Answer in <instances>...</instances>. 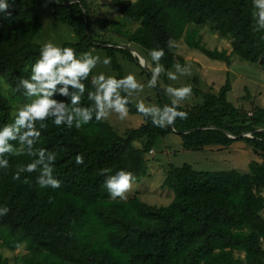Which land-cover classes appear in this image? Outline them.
<instances>
[{
    "label": "trees",
    "instance_id": "obj_1",
    "mask_svg": "<svg viewBox=\"0 0 264 264\" xmlns=\"http://www.w3.org/2000/svg\"><path fill=\"white\" fill-rule=\"evenodd\" d=\"M92 2L8 0L11 17L0 12V128L13 122L12 103L1 83L10 86L11 90L6 89L10 96L25 97L22 90L15 89L21 78L30 77L31 67L39 58L43 44L37 43L35 36L42 26L43 5H50L77 36V42L58 47H72L79 54L94 45L103 46L118 70L113 52L120 49L139 64L128 47L111 45L98 36L95 30L109 23L100 19L101 15L94 17ZM110 2L123 18L138 22L126 35V45L143 53L163 48L165 56L160 63L166 70L180 58L174 53L175 47L168 48L167 41L185 35L189 46L209 58L225 61L227 66L231 53H235L264 67V40L260 39L264 33L252 30V0ZM190 23L209 25L229 38L231 52L206 47L200 42L198 28L187 26ZM121 77L120 73L117 78ZM83 83L92 90L91 76ZM230 89L228 78L216 92L193 87L202 101L181 105L179 110L186 111L188 118L177 119L174 127L164 129L145 118L124 135L108 120L97 122L93 118L80 129L56 127L47 121L48 128L42 130L35 148L57 153L53 175L61 186L55 190L39 188L35 184L38 172L23 173L20 180H13L17 166L34 158L5 157L10 168L0 169V207L7 206L10 211L0 217L3 245L13 250L24 243L27 252L22 256L23 264H264V130L256 131L264 127V107L252 106L249 115L244 107L228 100ZM53 98L66 100L59 95ZM170 103L159 94V106ZM82 104H89L87 91ZM129 112H137L132 104ZM172 132L181 137L185 150L228 147L242 140L258 159L248 163L247 172L169 164L163 185L173 189L174 197L167 205L155 206L137 195L126 200L109 198L100 170L114 173L124 169L139 179L147 170L145 153ZM247 132L251 134H243ZM11 143L18 146L16 141ZM78 154L83 156V164L75 163ZM0 264H8L1 252Z\"/></svg>",
    "mask_w": 264,
    "mask_h": 264
},
{
    "label": "clouds",
    "instance_id": "obj_2",
    "mask_svg": "<svg viewBox=\"0 0 264 264\" xmlns=\"http://www.w3.org/2000/svg\"><path fill=\"white\" fill-rule=\"evenodd\" d=\"M0 12L11 17L8 0H0ZM252 19L253 32L264 33V0H252ZM260 39L264 40V35H261ZM167 46L172 49L176 45L169 39ZM148 55L151 63L141 61V65L150 72V78L145 84L137 80L132 73L121 78L103 72L92 75L98 64L110 66L111 57L105 56L102 59L90 51L77 54L72 47H58L51 41L45 42L40 48L39 58L31 67L30 77L21 78L16 85L15 90L18 92L22 90L29 102L16 110L12 123L0 128V169L10 168L6 156L27 155L34 159L26 165H18L12 173V179L20 180L23 173L38 172L35 184L39 188L53 190L60 188L61 181L53 175L57 153L35 148L42 130L48 128L46 122L49 120L56 127L80 129L93 118L101 122L115 114L121 120L126 119L130 104H134L137 113L150 120L154 127L161 129L174 127L177 119L186 120L188 113L179 108L192 96L190 85L163 86L162 91L171 98V103L162 107L146 104L138 97L146 88H157L162 75L173 81L179 76H191V65L181 66L177 63L174 65L175 71H169L160 63L165 56L163 48L150 49ZM90 76L92 90H87L83 81L88 80ZM86 91L89 104L83 106L82 100ZM56 95L65 97L66 100L54 99ZM248 112L252 114V111ZM12 141H16L18 146H14ZM152 152L151 150L150 153ZM74 159L76 164L84 162L81 154L76 155ZM100 175L105 176L103 187L107 190L109 198L127 199V194L135 182L132 172L119 169L113 173L111 169L102 168ZM24 182L27 183L28 180L25 179ZM9 211L7 206L0 207V217L7 215Z\"/></svg>",
    "mask_w": 264,
    "mask_h": 264
},
{
    "label": "rangeland",
    "instance_id": "obj_3",
    "mask_svg": "<svg viewBox=\"0 0 264 264\" xmlns=\"http://www.w3.org/2000/svg\"><path fill=\"white\" fill-rule=\"evenodd\" d=\"M92 5L95 6L94 17L97 19L101 15L100 19H103V21L108 19L109 23L108 25L102 23L101 27L95 30L98 36L112 42L113 44L111 45L124 48L130 46L126 45V42H128L126 35L137 27L138 22L123 18L110 0H94ZM43 8L45 9V13L42 16V26L39 33L35 36V41L40 44L51 41L56 46L77 42V36L71 26L63 23L57 17L52 12L50 5H43ZM188 25L189 27L193 25L198 28L200 42L206 45V47L210 49H224L227 53L231 52L230 39L220 36L209 25L196 26L193 23ZM174 42L176 45L174 53L176 56L182 57L181 59L179 58L177 63L181 66L191 65L192 75L179 76L175 81L169 80L166 75H162L158 87L153 89L146 88L144 93L138 97L139 99H143L146 104L159 106V94L160 97L164 96L166 99L171 100L162 91L163 86L171 85L179 87L190 85L191 88L216 92L228 78L231 83V89L227 97L235 106L244 107L248 111H252V106L264 107V67L260 63L243 60L237 54L231 53V64L227 66L225 61L209 58L201 50L189 46L186 41V35ZM131 47L139 50L143 54L145 61L151 63V58L148 55L149 51L143 53L138 47ZM128 50L132 52L130 48ZM86 51L92 52L93 55H99L102 59L105 56L110 57L103 46L94 45ZM132 54L135 55L133 52ZM113 55L118 66H120V70L114 67L111 58L110 66L105 67L102 63L98 64L93 69L92 75L103 72L106 75L117 77L121 73L123 77L128 73H132L141 83H147V80L150 78V72L147 71L146 67H140L141 63L139 60L140 65L128 58L120 49H116ZM174 65L168 70L175 71ZM1 88L12 103V116L14 117L16 110L23 104L28 103L29 99L26 97L10 96V93L6 90L10 89V86L5 82L1 83ZM159 89L162 91L161 93ZM201 101L202 96L200 94L195 95L192 90L191 98L185 101L182 106L193 105ZM132 105L134 106V104ZM107 120L121 135H124L126 130L136 128L144 122V118L137 112H129V115L124 120L119 119L115 114L111 115ZM134 143L140 145L139 141H135ZM152 151V153H145L147 159L146 173L139 179H135L131 190L127 194V198L137 195L142 200L155 206L167 205L174 197L173 189L163 185L166 169L169 164L180 166L183 163H190L195 169L201 170L236 169L240 172H247L249 170L248 163L251 160L258 159L251 147L247 146L242 140H237L228 147L208 146L203 149L185 150L182 148L181 137L174 132L159 138L153 145ZM3 241V238L0 237V252L3 256L7 257L8 264H23L22 256L27 252L24 243L12 250L3 245ZM236 254L239 256L243 255L239 251Z\"/></svg>",
    "mask_w": 264,
    "mask_h": 264
},
{
    "label": "water",
    "instance_id": "obj_4",
    "mask_svg": "<svg viewBox=\"0 0 264 264\" xmlns=\"http://www.w3.org/2000/svg\"><path fill=\"white\" fill-rule=\"evenodd\" d=\"M127 47H129L132 50V52L137 55L138 60H139L140 63H141L142 60L145 61V58L143 57V54L139 50H137V49H135V48H133L131 46H127ZM261 130H264V127H260V128L256 129V131H261ZM243 134L244 135H250L251 133L247 132V133H243ZM229 135L234 137L232 134H229Z\"/></svg>",
    "mask_w": 264,
    "mask_h": 264
},
{
    "label": "built area",
    "instance_id": "obj_5",
    "mask_svg": "<svg viewBox=\"0 0 264 264\" xmlns=\"http://www.w3.org/2000/svg\"><path fill=\"white\" fill-rule=\"evenodd\" d=\"M248 114H251V112H248Z\"/></svg>",
    "mask_w": 264,
    "mask_h": 264
}]
</instances>
